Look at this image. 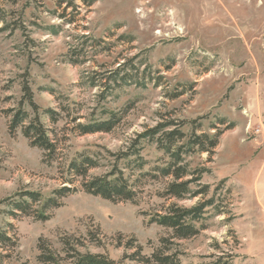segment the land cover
Masks as SVG:
<instances>
[{
    "label": "rangeland",
    "instance_id": "obj_1",
    "mask_svg": "<svg viewBox=\"0 0 264 264\" xmlns=\"http://www.w3.org/2000/svg\"><path fill=\"white\" fill-rule=\"evenodd\" d=\"M0 16V28L6 26L0 31V228L17 242L8 261L38 264V239L58 247L63 232H94L101 245L86 241L87 248L117 261L135 251L124 246L133 236L149 255L168 231L148 223L149 215L170 203L199 200L162 196L170 178L140 175L167 160L154 144H142V171L128 161L119 164L128 165L124 174L137 190L136 203L88 195L77 178L78 190L59 199L44 221L12 217L7 203L23 191L50 196L63 186L66 162L76 152L99 160L89 175L103 174L114 159L110 153L171 121L182 124L186 138L198 124L197 133L222 131L212 155L192 153L184 163L206 170L201 183L209 186L208 195L219 187L215 196L229 210L208 217L197 235L175 241L182 264H208L219 256H231L232 264H264V0H0ZM70 56L80 63H70ZM120 64L138 65L151 81L144 87L113 83ZM23 79L39 112H59L56 123L40 114L61 138L57 161L44 163L43 151L19 128L9 131L5 111L17 107ZM177 92L182 94L172 98ZM112 114L120 120L109 132L79 135L70 122L77 116L80 123L103 121Z\"/></svg>",
    "mask_w": 264,
    "mask_h": 264
},
{
    "label": "trees",
    "instance_id": "obj_2",
    "mask_svg": "<svg viewBox=\"0 0 264 264\" xmlns=\"http://www.w3.org/2000/svg\"><path fill=\"white\" fill-rule=\"evenodd\" d=\"M70 22V20H67ZM3 22L0 16V23ZM6 29L1 27L0 31ZM71 49L70 53H74ZM76 54V53H75ZM74 54V55H75ZM72 64L80 63L76 58L69 57ZM140 63V62H139ZM138 63V65H139ZM141 64V63H140ZM125 64L118 65L113 72V83L119 86L134 84L144 87L147 81H151L145 75V71L139 72V67ZM127 67V68H126ZM162 77L156 78L155 85ZM23 79L21 82L22 96L20 97L17 107L10 108L5 113L9 115V131L14 132L20 129L22 135L29 140L33 147L43 151V162L49 163L60 159V140L53 129L47 128L40 120V114L45 115L51 123H56L59 119V112L54 109L46 108L39 112V107L33 101V94L27 82ZM94 86V83H91ZM182 92H177L172 98L178 97ZM30 107L28 112L24 106ZM113 117L107 120H94L87 123L76 122L79 117H72L71 123H75L74 129L79 135L94 134L97 132H109L114 125L120 120V117L112 114ZM181 126L174 122L159 123L154 127L136 134L133 143L124 151L117 154L110 153L114 159L110 164V169L100 175H89V171L98 168L100 162L93 155L87 152H76L66 162L62 184L59 188L54 189L51 195L44 198L38 191H23L16 196L18 199L10 200L7 204L10 206L9 215L14 217L17 214L31 216L37 221L48 219L47 211L59 207V199L72 194L78 190L73 186V182L80 179V190L84 193L100 197L111 203L131 202L136 203L137 190L130 183L129 178L124 174V167H120L121 161L134 163V169L142 171L146 160L140 155L144 144H154L156 148L163 152L167 158L162 164L156 165L151 172H141V176L151 177L158 180L160 178H170L166 183L162 196L182 200L185 198H196L199 200L191 206H180L177 203H170L166 208L150 214L148 223H154L165 228L166 235L158 238L156 245L152 248L149 255L142 254V246L133 236L127 238L124 246L126 249H134L132 254L123 255L121 260H114L106 253H95L87 248L86 241L93 243L95 246L101 245L100 240L92 231H88L86 236H77L63 232L59 234L57 243L54 247L52 242L46 238L40 237L37 241L38 254L36 261L38 264H124V259H130L142 264H182L180 256L182 253L175 248L176 240H184L197 235L201 230L206 228L205 220L210 216L224 214L229 210H224L219 198L214 193L209 194V186L201 183L202 173L205 169L189 170L184 163V156L192 153H207L212 155L218 145V139L222 131L212 133H197L201 124L194 125L190 136L186 138ZM216 127H212L214 130ZM228 129V128H225ZM132 159V160H131ZM131 161V162H130ZM229 191V189H227ZM37 204V208L34 206ZM34 207V208H33ZM10 225V224H8ZM121 238H119V241ZM16 239L8 232V229L0 228V264H12L9 259L8 251L11 252L16 247ZM150 243V242H149ZM7 260V262H5ZM20 264H29L24 261ZM208 264H232L231 256H219Z\"/></svg>",
    "mask_w": 264,
    "mask_h": 264
}]
</instances>
